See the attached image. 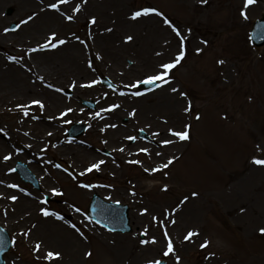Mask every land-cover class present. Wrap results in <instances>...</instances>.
<instances>
[{
    "label": "rangeland",
    "instance_id": "1",
    "mask_svg": "<svg viewBox=\"0 0 264 264\" xmlns=\"http://www.w3.org/2000/svg\"><path fill=\"white\" fill-rule=\"evenodd\" d=\"M79 1L70 0L67 5L71 7ZM191 1L193 0H125L126 5L133 12L150 7L164 14L163 17L154 13L145 16L158 19L156 29L159 35L163 33L161 31L164 28L162 24L165 17L172 18L182 26L183 30L191 32L193 44L187 48L185 43V57L169 73V83L141 95L146 103L150 102L151 106L154 102L152 96L161 95L164 89L171 85L178 89L172 104H162L155 110L159 118L164 119L167 118L166 115L170 110L175 109L181 115L180 122L168 126L164 123L166 121L164 119V121L157 120L156 125L153 124L150 106L146 103L137 104L138 96L132 95L137 90L133 87V91L127 93L130 89L129 85L133 82L135 84L139 79L160 71L159 65L164 63L166 57L153 55L148 63L144 61L143 64L136 63L138 59L136 55H129L122 63L117 64L113 59L104 63L100 62L102 56L100 60L95 57L94 66L103 64L105 74L117 84V91H111L93 77L101 85L102 97L99 98V106L107 103L116 104L120 108L118 112L121 116H125L130 109H136L135 116L133 120H129L130 124L122 125L121 120L112 117V113L102 112L97 107L95 109L86 107L83 102L91 98L87 95L78 93L69 99L62 97L65 105L59 109L71 108L79 114L66 116L62 121L58 119L42 130L53 133L47 139L48 144L37 150V154L33 157V160L39 163L36 164V170L33 169L40 182L39 189L24 183L17 174L13 173L19 188L14 190L8 188L6 193L0 191L3 194V197L0 196V225L9 233L12 241L9 252L4 256V264H113L110 255L100 254L97 249L91 248V237L86 235L84 227L89 231L97 230L104 235L118 236L125 244L132 243L141 253L142 264L161 258L165 259L167 264H177L176 255L180 257L179 264H258L260 260L264 262V234L259 232V229L264 227V166L251 163L253 156L264 158V152H258L256 148L257 145L264 148V46L255 49L248 37L251 22L264 12V0H256L254 4L244 9L248 19H244L240 14L244 0H206L201 18L208 16L211 20L210 24L194 23L193 8L188 6ZM198 2L201 3V0ZM8 6L15 9L11 16L5 14V8ZM17 14L18 8L14 4L0 7L3 27L0 33L20 35L22 24ZM72 14L73 11L67 8L66 15ZM140 18L142 17L138 19ZM10 22L18 23L19 27L15 31L8 30ZM63 22L59 28L64 30L65 35L79 34L84 26L79 22L72 24L69 20ZM173 39L177 54L179 42ZM92 44L97 46V40L94 39ZM11 48L14 52L10 55L19 58L20 54L15 53L17 49ZM143 48H146V44ZM197 49L200 51L198 52ZM147 52H150V48ZM128 62H134V66H129ZM119 68L123 69V72H120ZM88 73L83 74L84 79L91 78L92 75ZM227 74H231L232 77H225ZM129 82L131 83L128 85ZM69 83L73 84V81L71 76L67 75L62 85L64 87ZM75 90L76 88L73 93ZM181 92L186 95L181 96ZM189 105L191 110L184 112V108ZM138 110H144L147 118H138ZM97 113L99 116L96 115ZM106 115H110L109 120H115L118 127H125L128 130L121 133L122 139L136 127L146 128L151 135L159 133L158 136L152 135L159 142L175 139L168 130H182L185 124L191 125L190 139L177 140L169 145L151 144L150 156L145 157L148 168H156L173 156L177 159L163 172L144 175L138 166H128L123 161L120 162L116 158L108 159L101 152H97V148H103L98 126L102 122V116ZM76 120L85 122L87 129L75 140L91 146L87 149L89 159L86 160L87 162L96 163L101 160L105 162L100 166L101 174L85 171L82 176H77L72 168L77 157L66 148L68 141L65 142L67 139L63 137V132ZM18 124H20L19 116L12 115L5 109L0 110V126L5 125L13 131ZM10 142L0 141V163L10 164L11 169L13 158L21 161L25 158L23 153L20 155L18 145L14 142L9 145ZM60 142L65 143V146L57 147ZM106 145L107 148L113 146L112 143ZM72 146L78 147L80 144L73 143ZM157 152L161 155L158 156ZM8 154H11V159L3 160ZM164 172H167V175H164ZM43 174L44 176L41 177ZM83 185H92V187L85 188ZM165 185H167L166 189ZM224 187H228L232 196L227 213L223 208L225 200L220 196V191ZM54 188L61 195H53L51 190ZM47 190L50 192L46 193ZM93 192L99 193L105 199L129 205L131 233L108 232L89 219L87 221L89 220L90 224L84 223L86 204ZM193 192L197 195L192 196ZM12 195L17 196L18 199L10 200L8 197ZM185 196H188V200L180 204ZM4 197L8 199L2 204ZM23 198L35 200V208L43 207L63 216L62 224L72 230L75 236L80 237L81 242L85 244V252L89 250L98 258L91 255L84 260L80 255L75 257L62 255L58 260L45 261L44 250L40 248L39 252L33 251L34 241L41 242V246L47 245L46 241L34 237L35 228L40 227L44 221L39 216L35 219L32 216H28L26 220L20 219L22 209L18 211L20 209L18 203ZM44 199L47 203L41 202ZM191 203L194 204L193 211L185 217L181 208ZM154 205L156 207L163 205V209L169 214L168 219L176 221L175 224L165 221L167 231L173 240L175 255L162 256L166 241L159 222L165 219V216L157 217L158 212L153 208ZM13 206L19 209H13ZM77 208L81 211L77 212ZM144 209L151 210L150 214L146 215ZM173 209L176 211L173 212ZM138 216L141 217L135 220L134 217ZM153 216L157 217L155 221L152 219ZM71 224H75L84 235L81 236L71 228ZM26 225H29V228L25 227ZM29 229L30 233L32 232L30 236L22 234L29 232ZM145 229L147 235L144 234ZM190 230L199 233L198 236L193 237V242L184 240V236ZM140 235H143L142 239ZM153 236L157 243H140L141 240L151 239ZM205 239L210 243L202 249L200 244ZM52 250L56 251L53 248ZM209 253L215 255L208 257Z\"/></svg>",
    "mask_w": 264,
    "mask_h": 264
},
{
    "label": "bare ground",
    "instance_id": "2",
    "mask_svg": "<svg viewBox=\"0 0 264 264\" xmlns=\"http://www.w3.org/2000/svg\"><path fill=\"white\" fill-rule=\"evenodd\" d=\"M198 1L193 0L188 4L189 7L193 8L194 23L210 24L211 20L208 16L201 18L203 5L207 2L200 3ZM50 3H58V0H0V7L5 4L16 5L18 8L17 18L21 21L33 16L32 20L22 23L19 36H3L0 33V109L6 107L16 108L17 105H31L28 109L29 115L27 117L22 116L23 111L19 114L20 127L24 129L22 133L24 135L27 133L26 136L28 137L22 149L29 159L34 157V154H37L36 151L39 148L43 147L44 144L46 145L47 138L51 135L42 132L44 127L51 124V121L57 120V117H60L59 115L64 112L59 109L63 100L56 93L58 90L57 86L62 82L61 80L66 77L67 73L74 80L82 77L84 73H88V67H90L92 62L90 47L93 48L94 57L100 60L102 56L100 62L104 63L110 62L112 59L116 60V64L122 63L123 59H127L129 55L137 56L136 63L141 62L143 64L144 61L148 63L150 58H153V55L166 57L167 59L164 63H167L176 55L175 40L173 38L178 41V37L172 31V28L164 23L162 24L164 27L161 31L163 32L162 35L158 34L156 29L158 19L145 16H141L142 18L138 20L131 19L133 10L126 5L125 0H80L77 3L80 5V11L75 12L74 19L81 24H85V29L81 31V35L84 37L83 40L77 39L76 35L60 36L61 32L58 28L53 29V27L61 26L63 20L59 18V15L65 16L61 12L65 11L67 6L60 4L59 11H57L47 7ZM76 5L70 7V9H74ZM93 17L96 20L95 24L91 23ZM1 20L2 18H0V28L2 27ZM171 21L187 37L185 43H187V48H189L193 44L191 32L183 30L182 26L174 22L172 18ZM52 33H56L57 40L63 39L66 42L62 45L57 43L55 48L43 47ZM128 36L132 37L131 41L126 39ZM94 38L97 40V46L94 44L84 45L86 40L92 41ZM144 44H146L145 49L143 48ZM11 47H17L19 53H22L21 58L16 62H12L11 59L5 56V53L12 52ZM148 48H150V52H147ZM101 65L104 66L103 64ZM128 65L134 66L133 64ZM119 71L123 72V69L119 68ZM227 76L232 77L231 74L225 75V77ZM52 79L55 80L56 84L52 82ZM92 81L94 80L91 78L82 82L76 81V92L98 98L102 95L101 91L97 83L92 84ZM89 84H91L90 87L82 86ZM172 88H174L172 85L168 86L161 95L152 96L151 99L154 102H152L151 106L149 105L150 102L146 103L144 101V98L136 101L139 105L146 103L150 106L152 122L155 125L158 123L157 120L164 121L165 119L164 123H167L168 126L181 120V115L175 109L170 110L168 115H166L167 118L164 119H160L158 112L155 110L160 108L162 104H172L174 102L175 92L171 91ZM33 100L43 102V111L39 109L38 105L31 104ZM109 108L106 105L103 111L105 112ZM34 111L38 112L34 115ZM142 111L140 110V112ZM33 115L37 118L32 119ZM67 115H78V113L72 110ZM111 124L112 122H109L106 116L98 130L101 133L106 132L110 138L116 137L118 133L110 130ZM34 126L37 127L36 131L31 133ZM3 133L0 132V138L5 139ZM66 148L77 157L73 165L76 173H84L85 169L93 164L86 161L89 160L87 155L88 148L72 145H68ZM168 155H170V152H168ZM0 166L3 167V170L8 171L9 165L3 163ZM0 181L3 182L0 183V189L15 184L13 175L8 173L2 174L1 172ZM4 182L9 184H4ZM46 192H49V190ZM220 196L225 200L223 208L227 213L228 204L232 198L228 187L221 189ZM6 202L4 198L1 203L5 204ZM210 203L212 204V202ZM193 205L191 203L181 208L185 217L189 215V212L193 211ZM18 206H20V209L18 208L19 212L22 209L20 219L26 220L28 216H32L33 219L39 216L43 219L42 225L35 228L34 237L46 241L47 245L41 246L44 252L54 251L52 250L53 248L60 252L61 256L69 255L70 257H75L84 251L85 244L74 236L73 231L62 225L59 220H54L52 216L45 218L40 209L34 207L35 200L29 198L25 200L23 198L19 201ZM12 208L16 209L14 206ZM153 208L158 212L157 217H161L160 215L165 216L163 205L159 207L154 205ZM150 212L151 210H148L145 214H150ZM139 217L141 216L134 217V219L137 220ZM25 227L29 228V225ZM85 231L91 237L92 245L100 254L110 255L113 264H142L141 253L132 243L125 244L121 238L113 235H104L97 230L89 231L85 229ZM28 233L30 236L32 232L30 233L29 231ZM37 242L34 241L33 244ZM258 264H264V262L260 260Z\"/></svg>",
    "mask_w": 264,
    "mask_h": 264
},
{
    "label": "snow or ice",
    "instance_id": "3",
    "mask_svg": "<svg viewBox=\"0 0 264 264\" xmlns=\"http://www.w3.org/2000/svg\"><path fill=\"white\" fill-rule=\"evenodd\" d=\"M70 0H58V3H50L49 5H47L48 8L50 9H54V10H57L59 11V5L60 4H67L69 3ZM256 2V0H244V3H243V6H242V10H241V16L244 18V19H248V16L246 14V12L244 11V9H247L250 5L254 4ZM201 3H206V0H201ZM80 11V5L77 4L76 7L73 9V12H78ZM156 14L158 16H161L163 17L164 14L162 12H160L159 10L155 9V8H143L141 10H138V11H135L131 14V19L133 20H136L138 19L139 17L141 16H148L149 14ZM65 18L69 21H72L74 19V16L73 15H66ZM33 19V16H29L27 17L26 20L24 21H21V23H27L28 21L32 20ZM96 20H95V17H93L91 19V23L95 24ZM163 23L166 24V25H169L171 28H172V31L175 33V35L178 37V42H179V48H178V52L177 54L175 55V57L170 61V62H167V63H162L159 65V69L160 71H158L156 74L154 75H150V76H147L146 78H144L142 81H137L135 84H132V85H129V87H135V88H139V85L140 84H145V85H155L156 87H161L163 84H168L169 83V73L171 72L172 69L176 68L177 65H179L181 63V61L184 59L185 57V41L187 40V37L185 35H183L181 33V31L176 28L173 24H172V21L169 20L168 18H164L163 19ZM17 27H19V25H17ZM7 31V29L5 30ZM109 31H111L109 29ZM262 39H264V36L261 37ZM77 39H79L77 37ZM126 39L128 41H131L132 40V37L131 36H128L126 37ZM66 41L63 40V39H59L57 40V36H56V33H52L50 35V37L48 38V40L46 41L45 45L43 47H50V48H55L57 46V43L58 44H64ZM33 51H35V49H33ZM197 51L199 52L200 49H197ZM11 59V57H10ZM219 63H223V61H219ZM159 82V83H157ZM92 84H95L97 83V81H92L91 82ZM73 87H75V85L73 84L72 85ZM82 86H88L90 87L91 84L89 85H82ZM49 87H51V85H49ZM172 92H177L178 89L176 88H172L171 89ZM122 95L124 93H121ZM143 93H141L139 90H137L136 92L132 93V95H135V96H139V95H142ZM181 96H185L186 94L185 93H180ZM32 105H38L39 106V109L41 111H43L44 109V104L42 101L40 100H33L31 102ZM31 105H17L18 108H20L22 111H23V116L27 117L29 115V107ZM118 107V105H112L110 106L109 109H107V111H111L113 108H116ZM191 110V105H189V107H186L184 108V112H189ZM72 109L69 108V109H66L64 112H62L60 115L61 117L67 115L68 112H71ZM134 114V113H133ZM97 116H99V113L96 114ZM37 117L33 116L32 119H36ZM112 127H115L116 125H111ZM107 127V126H106ZM191 127V125H188V124H185L184 128L182 130H179V131H176V130H173V129H169L168 131L170 132L171 136L175 139H165V140H162L160 141V144L162 145H169V144H173L175 142L178 141H188L190 139V133H189V128ZM103 130V129H102ZM141 131H143V129H141ZM0 132H4V129H0ZM6 134V133H5ZM25 135H27V133H25ZM50 135V133H49ZM159 133H153V136H158ZM127 139L129 140H135L136 137H133V136H130V137H127ZM257 148V151L258 152H264V148H261L260 145H257L256 146ZM121 151H123V149H121ZM140 152H143L145 154H148L149 153V149L148 148H141L139 149ZM158 156L161 155L160 152H157L156 153ZM11 159V154H8V155H5L3 157V160L7 161ZM177 159V157L173 156V157H170L169 159H167L166 162L162 163L160 166L156 167V168H152L151 170L148 169V168H145L144 171L145 172H149V171H152V172H163L164 169H168L170 165L173 164V162ZM105 162L103 160L101 161H98L96 163H93L91 164L89 167H87L85 169L86 172H91L93 170H96V171H99L100 170V166L102 164H104ZM129 163H133V164H140L141 161L139 160H133V161H129ZM251 163H253L254 165L256 166H264V158H261V157H257V156H253L252 157V160H251ZM59 167V166H57ZM9 171H14V169H9ZM83 175V173H81ZM164 175H167V172H164ZM0 183H3L2 181H0ZM8 187L10 188H19V185H16V184H11V185H8ZM83 187L85 188H91L92 185H83ZM167 188V185H165V189ZM52 194L53 195H61V193L57 190V189H52L51 190ZM2 195V194H0ZM192 196H196L197 193L193 192L191 193ZM10 200L12 201H16L18 199L17 196L15 195H12L10 197H8ZM188 200V196H185L183 198V200L180 201V204H183L184 202H186ZM42 203H47V200L44 199L41 201ZM243 211V209H241ZM77 212H80L81 210L79 208L76 209ZM148 210L147 209H144L143 212H147ZM176 209H173V212H175ZM40 212L42 213V215L44 217H48V216H53L55 217L56 219L58 220H63V216H61L59 213H56V212H50L48 209L46 208H41L40 209ZM168 212L167 210H165V219L163 220H160V226L163 228V237L166 241V245H165V248L164 250L162 251V256L163 257H168L170 254H173L175 255V250H174V244H173V240L172 238L170 237L168 231H167V227L165 226V221H167L168 223H171V224H175V220L174 219H171L169 220L168 219ZM86 219H89L88 217H85ZM152 219L155 221L157 219V217L153 216ZM33 227H35V225H33ZM71 228H73L77 233H79L81 236H83L84 234L82 232H80V229L77 228V226L75 224H71L70 225ZM30 231V230H29ZM259 232L264 234V227L260 228L259 229ZM23 235L27 236L29 233L28 232H24L22 233ZM145 235H147V229H145V232H144ZM199 233L196 232V231H188L187 234L184 236V240L187 241V242H193V237L195 236H198ZM4 239L2 236H0V248H3L4 246ZM141 244H155L157 243V240L156 238L153 236L151 239H143L140 241ZM210 241H208L207 239H205L201 244H200V247L203 249V248H206L208 245H209ZM40 248H41V242H37L35 245H34V248H33V251L34 252H39L40 251ZM86 256H91L92 253L91 252H87L85 253ZM215 254L214 253H209L208 254V257H211V256H214ZM206 257V258H208ZM61 258V253L56 251H47L46 254L44 255L43 259L45 261H48V262H52L54 260H58ZM37 259H40V257H37ZM175 260L177 262V264H179V261H180V257L178 255L175 256ZM146 264H162V261L161 260H149L146 262Z\"/></svg>",
    "mask_w": 264,
    "mask_h": 264
},
{
    "label": "water",
    "instance_id": "4",
    "mask_svg": "<svg viewBox=\"0 0 264 264\" xmlns=\"http://www.w3.org/2000/svg\"><path fill=\"white\" fill-rule=\"evenodd\" d=\"M263 20H264V16H263ZM263 41H264V39H261L259 43H261ZM259 43H257V44H259ZM124 222H125V220H124ZM120 229H121V227H120ZM0 235L5 237V235L2 232H0ZM3 239L5 241V238H3ZM7 246H8V243H7V241H5L3 248H0V264L2 262L1 261L2 253L6 250Z\"/></svg>",
    "mask_w": 264,
    "mask_h": 264
}]
</instances>
